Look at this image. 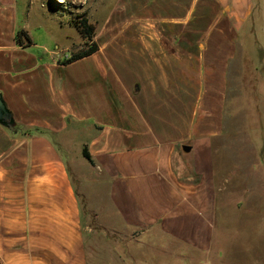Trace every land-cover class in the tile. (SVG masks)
Wrapping results in <instances>:
<instances>
[{
    "label": "crops",
    "instance_id": "obj_1",
    "mask_svg": "<svg viewBox=\"0 0 264 264\" xmlns=\"http://www.w3.org/2000/svg\"><path fill=\"white\" fill-rule=\"evenodd\" d=\"M16 5L0 0V93L16 126L0 124V264H89L79 171L61 145L73 123L92 131L86 160L124 227L109 230L146 234L155 252L209 251L221 196L214 142L254 0H116L99 49L67 64L70 53L16 42L26 31Z\"/></svg>",
    "mask_w": 264,
    "mask_h": 264
},
{
    "label": "rangeland",
    "instance_id": "obj_2",
    "mask_svg": "<svg viewBox=\"0 0 264 264\" xmlns=\"http://www.w3.org/2000/svg\"><path fill=\"white\" fill-rule=\"evenodd\" d=\"M115 1L17 0L16 25L18 29L24 25L35 53L46 56L55 50L64 56L83 46L71 20L86 17L95 26L94 40L101 42L102 27ZM115 15L111 20H116ZM227 79L224 131L214 142L221 196L209 251L174 245L167 253L155 252L145 244L146 234L130 240L109 203V187L82 156L83 143L92 131L73 123L63 132L61 145L69 168L79 171L73 178L82 219L92 230L87 237L89 264H264V0H254ZM102 245L115 252L113 261L107 253L103 258Z\"/></svg>",
    "mask_w": 264,
    "mask_h": 264
},
{
    "label": "trees",
    "instance_id": "obj_3",
    "mask_svg": "<svg viewBox=\"0 0 264 264\" xmlns=\"http://www.w3.org/2000/svg\"><path fill=\"white\" fill-rule=\"evenodd\" d=\"M71 23H73L76 26L80 36L82 37L83 46L80 49L74 52H71L67 57H65L61 61V63L63 64H67L77 59H80L82 57L91 55L92 53L96 52L99 49L97 42L94 40L95 35H96L95 26L92 23H89L86 17L81 18V20L79 21L71 20ZM21 36L25 37L28 40V42H31V39L29 35L26 33V31L21 29L16 33V36H15V40L17 43L21 44ZM34 130L40 131V132L42 131V130H39L38 128H33V131ZM82 156L85 159H87L91 164L94 163L86 146L82 147Z\"/></svg>",
    "mask_w": 264,
    "mask_h": 264
},
{
    "label": "water",
    "instance_id": "obj_4",
    "mask_svg": "<svg viewBox=\"0 0 264 264\" xmlns=\"http://www.w3.org/2000/svg\"><path fill=\"white\" fill-rule=\"evenodd\" d=\"M0 124L6 126L10 130H15V121L14 118L10 112V110L7 108L2 95L0 93Z\"/></svg>",
    "mask_w": 264,
    "mask_h": 264
}]
</instances>
